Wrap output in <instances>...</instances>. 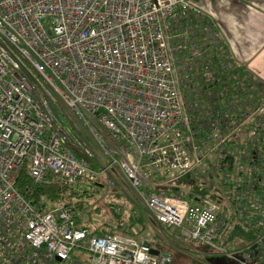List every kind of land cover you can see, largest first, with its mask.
I'll list each match as a JSON object with an SVG mask.
<instances>
[{
    "label": "built area",
    "instance_id": "obj_1",
    "mask_svg": "<svg viewBox=\"0 0 264 264\" xmlns=\"http://www.w3.org/2000/svg\"><path fill=\"white\" fill-rule=\"evenodd\" d=\"M87 141L107 160L98 174L116 169L157 225L264 264V82L191 0H0V264H62L73 250L87 264L170 263L149 253V232L96 234L87 210L15 190L23 165L63 187L95 176ZM183 175L214 198L164 189ZM235 226L254 231L250 249L226 243Z\"/></svg>",
    "mask_w": 264,
    "mask_h": 264
},
{
    "label": "rangeland",
    "instance_id": "obj_2",
    "mask_svg": "<svg viewBox=\"0 0 264 264\" xmlns=\"http://www.w3.org/2000/svg\"><path fill=\"white\" fill-rule=\"evenodd\" d=\"M79 132L82 131L79 129ZM91 154L93 156V161L95 162L96 168H93L95 176L89 177L87 180H81L78 183L77 188L81 190H86V194L90 195L87 199L89 202V207L87 211L90 217V227L96 229V227H110L115 224V217L110 210H108L107 205L110 203H117L121 208L119 221L129 223L130 215L129 210L137 209L144 213V210L136 198L134 190L129 186L128 182L124 180L119 172L113 167L98 174L100 166H104L107 163L106 158L102 155L96 144L92 141H87ZM130 153V151H129ZM211 161L208 157L205 161V165ZM160 167L150 168L151 178H158L163 180L164 178L160 176ZM112 180L113 185H109L108 181ZM213 188H219L216 183H212V180L208 183ZM221 189V187H220ZM91 215V216H90ZM129 228L123 233H128ZM159 233L164 240L165 244L172 242V245L167 246L164 244H159L157 248L164 253L171 256V261L169 264H191L194 261H205L209 264H233V260L226 258L211 249H206L200 247L196 242L189 240L179 228L166 229L161 227ZM132 229L136 231V226L133 225ZM73 256L62 264H85V259H87L88 254L83 250H73Z\"/></svg>",
    "mask_w": 264,
    "mask_h": 264
},
{
    "label": "crops",
    "instance_id": "obj_3",
    "mask_svg": "<svg viewBox=\"0 0 264 264\" xmlns=\"http://www.w3.org/2000/svg\"><path fill=\"white\" fill-rule=\"evenodd\" d=\"M191 2L215 23L223 37L225 50L233 60L264 82V0H191ZM128 213L131 219L128 224L124 221L120 223L119 216L115 218V224L104 228H116L118 232L123 233L128 226L129 232L123 234H131L132 226L135 225L137 230L133 237L137 241H143L144 233L149 232L156 250L160 251L157 248L159 244L172 245V242L164 243L159 233L162 228L145 211L143 213L130 208ZM139 216L140 219L137 220Z\"/></svg>",
    "mask_w": 264,
    "mask_h": 264
},
{
    "label": "trees",
    "instance_id": "obj_4",
    "mask_svg": "<svg viewBox=\"0 0 264 264\" xmlns=\"http://www.w3.org/2000/svg\"><path fill=\"white\" fill-rule=\"evenodd\" d=\"M192 115H196L192 113ZM198 117V116H196ZM195 117V118H196ZM90 167L96 168L93 162L89 161ZM79 183H76L70 187L61 186L58 181L50 174H47L40 182H33L26 172V166L23 165L17 172L14 188L22 196L24 200L29 202L32 205L37 204L41 199H45L48 203L54 206H63L66 208H82L87 210L89 207V202L87 199L90 195L86 194V190H81L77 188ZM158 190V187L154 188ZM164 189L169 194H179L182 198L193 202L195 200L194 195L198 194L207 198H214L212 189L197 184L189 175H183L174 182L173 186H166ZM107 209L115 216L119 217L120 214L115 212L112 207V203L107 205ZM140 219V216L137 220ZM89 228L90 226H85ZM107 231L118 232L116 228H104L96 227L94 232L96 234H104ZM256 235L253 230L243 228L241 226H235L231 229L228 234L226 243L228 245L232 244L235 240L248 245L249 249L253 246ZM74 257V254H71ZM87 259H85V264H87ZM191 264H209L205 261H194ZM233 264H238L233 261Z\"/></svg>",
    "mask_w": 264,
    "mask_h": 264
},
{
    "label": "water",
    "instance_id": "obj_5",
    "mask_svg": "<svg viewBox=\"0 0 264 264\" xmlns=\"http://www.w3.org/2000/svg\"><path fill=\"white\" fill-rule=\"evenodd\" d=\"M226 159L230 160L231 159V156H226ZM144 245H146V243H144ZM149 253L152 254V255H157L158 254V251L156 249H149ZM58 261V258L56 259Z\"/></svg>",
    "mask_w": 264,
    "mask_h": 264
}]
</instances>
